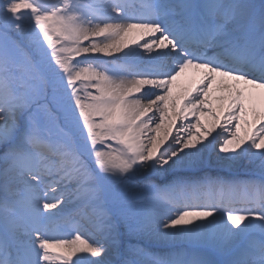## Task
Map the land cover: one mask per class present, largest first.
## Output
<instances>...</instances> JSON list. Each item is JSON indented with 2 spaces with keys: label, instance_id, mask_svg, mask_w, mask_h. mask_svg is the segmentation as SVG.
I'll return each instance as SVG.
<instances>
[{
  "label": "snow or ice",
  "instance_id": "obj_1",
  "mask_svg": "<svg viewBox=\"0 0 264 264\" xmlns=\"http://www.w3.org/2000/svg\"><path fill=\"white\" fill-rule=\"evenodd\" d=\"M0 264H264V0H0Z\"/></svg>",
  "mask_w": 264,
  "mask_h": 264
},
{
  "label": "bare ground",
  "instance_id": "obj_2",
  "mask_svg": "<svg viewBox=\"0 0 264 264\" xmlns=\"http://www.w3.org/2000/svg\"><path fill=\"white\" fill-rule=\"evenodd\" d=\"M257 2H259V0H257ZM183 83L185 85H187V84L190 83V81L184 80ZM213 135H215V133ZM209 139H211V137ZM217 147H218V145H217ZM209 151L211 152V147H210ZM211 156L214 158L215 157V152H211ZM205 159L207 161L206 165H205L206 168L210 171L211 174L215 175L217 173V170H218V165L214 162V159L213 160H208L207 154H206ZM246 164H247V162L244 161V162H242L239 165V167L237 169L234 170V171L238 172V174L240 175V178H242V179L248 178L247 175L245 174L247 172V168L245 167ZM221 174H223V173H221ZM131 242L132 243H137V241L135 239H133ZM153 250L157 251V252H160V251H165L166 249L162 248L160 246H157Z\"/></svg>",
  "mask_w": 264,
  "mask_h": 264
}]
</instances>
